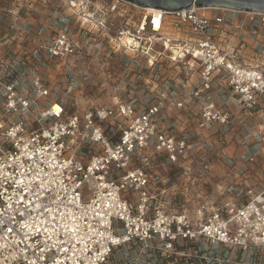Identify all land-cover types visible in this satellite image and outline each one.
<instances>
[{"label":"built area","instance_id":"obj_1","mask_svg":"<svg viewBox=\"0 0 264 264\" xmlns=\"http://www.w3.org/2000/svg\"><path fill=\"white\" fill-rule=\"evenodd\" d=\"M38 6L62 29L31 28ZM136 8L143 10L138 21ZM210 10L0 0V264H264V190L203 200L193 192L212 175L207 132L218 125L226 133L233 121L213 98L215 83L228 84L242 109L264 104V58L248 63L220 42L226 27L259 36L264 14ZM93 34L105 35L114 52L147 56L153 69L170 52L185 74L181 83L196 80L182 95L165 79L152 100L115 96L110 105L70 111L53 96L46 70ZM169 107L197 115L200 132L181 130ZM160 158L176 168V183L155 172Z\"/></svg>","mask_w":264,"mask_h":264},{"label":"rangeland","instance_id":"obj_2","mask_svg":"<svg viewBox=\"0 0 264 264\" xmlns=\"http://www.w3.org/2000/svg\"><path fill=\"white\" fill-rule=\"evenodd\" d=\"M46 9L38 6V12L41 17L38 20H29L27 24L33 29H38V26H42L48 33L50 30L54 32L55 30L62 29L64 22L59 20L51 22L47 20ZM210 11L213 14L219 12V10L212 9ZM142 13L143 10L139 8L134 9V19L138 21ZM238 15L241 20H244L247 16L245 13H239ZM67 24L68 22H65V25ZM170 29L174 32L172 28ZM171 30L167 29L168 33H171ZM146 35L149 36L151 33L148 32ZM224 35L223 40H220L221 44H224L225 40L229 42L235 48V53L238 54L241 60L255 64L258 60L264 58V30H261L259 36H253L248 32H235L234 29L226 27ZM156 44L157 48L160 49V43ZM112 46L113 43L103 34L86 36L82 42V48L78 53L65 62L54 59L50 68L46 70V77L50 80L49 83L52 87L53 96L61 99L70 111H82L100 105H110L115 96L125 100L139 98L140 96L144 101L148 99L152 100L159 93L160 88L164 87L157 82L155 83V81L160 82V79L165 76L173 78L177 74L185 77V74L180 73V69L172 66L170 60L166 57L170 52H166L165 56L160 58V63L157 62L155 69H153V67H149L148 65L147 56L125 52L124 50L114 52ZM167 87L176 89L178 94H180V91H183V94L185 93L184 85H171ZM193 117L198 116H190V119ZM250 121L252 122L251 117L248 118L247 124L252 126ZM191 132L196 134L200 130L196 126V130L194 129ZM244 140L248 143L255 140L258 141L256 146L247 149L246 159L249 161L248 158L250 156L256 157L261 152V146L264 147V135H258L251 130H247L244 133ZM261 141H263V144L259 145ZM213 150L214 152L219 150L215 144ZM204 152L203 149H199L197 157ZM214 152L211 153L214 159L212 168L216 166V161L221 162L220 158L215 157L216 154ZM243 168V172L249 171L248 164L243 165ZM176 171V168L167 163L164 158H160L155 162V172L166 178V183L168 184L176 183ZM225 176V173L219 174L213 170L212 175L208 176L206 180L203 179L192 186L195 198L203 200L205 196L210 198L223 192L234 195L228 191L245 190L239 184L230 183ZM206 181L211 183L212 187ZM254 189L256 190V188ZM84 191H87V187Z\"/></svg>","mask_w":264,"mask_h":264},{"label":"crops","instance_id":"obj_3","mask_svg":"<svg viewBox=\"0 0 264 264\" xmlns=\"http://www.w3.org/2000/svg\"><path fill=\"white\" fill-rule=\"evenodd\" d=\"M35 20H38L36 18ZM35 22V21H34ZM7 25L3 26V31L6 33L8 31ZM249 33V32H248ZM162 48V47H161ZM160 48V49H161ZM264 57V56H263ZM169 80V84L182 86L184 85V92L186 93L193 86V81L196 80V76L192 78V81L187 84H182L181 81L183 76L175 75L171 78L170 76H165L155 83L163 85L162 80ZM154 83V84H155ZM213 98L217 104L224 110L230 112L233 115V121L226 127L227 132H218L219 126H215L211 131L207 133L211 135L209 141L215 144L218 148H224L227 154L223 157L216 154V158H220L221 162L216 161V166L212 168L216 173H225V178L228 179L230 183L235 185H241L244 189L249 187H254L256 190L261 191L264 189V147L261 146V152L254 157L253 162H249L247 158V149L257 145L258 141L246 142L244 140V133L248 131H253L255 134L264 135V104L253 108L251 110L241 109L242 104L239 103L240 97L233 93L232 89L228 84L223 82H216L214 89L212 91ZM184 93V94H185ZM183 91H180V95ZM220 96V101H219ZM199 106H196L195 111L198 112ZM169 114L173 119H178L181 123L180 129L186 128V130L193 131L196 130L198 117L188 118L185 110H177L176 108H170L168 110ZM252 119V126L247 123L248 118ZM249 126V127H248ZM264 141V140H263ZM263 141L259 145L263 144ZM258 145V146H259ZM260 147V146H259ZM203 151H205L203 149ZM214 154V153H213ZM249 165V171L243 172V165ZM220 165V166H217ZM224 167V168H223ZM211 182V180H209ZM208 183V182H207ZM211 185V183H208ZM210 187V186H209ZM212 187V185H211ZM227 195H229L227 193Z\"/></svg>","mask_w":264,"mask_h":264},{"label":"water","instance_id":"obj_4","mask_svg":"<svg viewBox=\"0 0 264 264\" xmlns=\"http://www.w3.org/2000/svg\"><path fill=\"white\" fill-rule=\"evenodd\" d=\"M154 11L173 12L189 7H217L264 14V0H125Z\"/></svg>","mask_w":264,"mask_h":264},{"label":"bare ground","instance_id":"obj_5","mask_svg":"<svg viewBox=\"0 0 264 264\" xmlns=\"http://www.w3.org/2000/svg\"><path fill=\"white\" fill-rule=\"evenodd\" d=\"M207 8H211L212 10H219V9H225V8H217V7H207ZM225 10H229V9H225ZM123 40H124V42L126 43V44H133L134 46H139V41L138 40H133L131 37H129V36H125L124 38H123ZM176 54H177V52H176Z\"/></svg>","mask_w":264,"mask_h":264}]
</instances>
